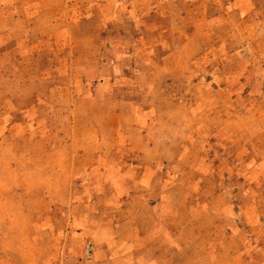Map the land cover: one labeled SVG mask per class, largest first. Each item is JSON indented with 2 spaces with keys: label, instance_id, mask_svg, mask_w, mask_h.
Wrapping results in <instances>:
<instances>
[{
  "label": "rangeland",
  "instance_id": "obj_1",
  "mask_svg": "<svg viewBox=\"0 0 264 264\" xmlns=\"http://www.w3.org/2000/svg\"><path fill=\"white\" fill-rule=\"evenodd\" d=\"M0 264H264V0H0Z\"/></svg>",
  "mask_w": 264,
  "mask_h": 264
}]
</instances>
